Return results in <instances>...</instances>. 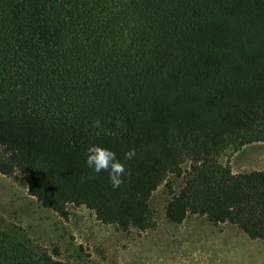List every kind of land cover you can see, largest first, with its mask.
<instances>
[{
    "label": "trees",
    "instance_id": "obj_1",
    "mask_svg": "<svg viewBox=\"0 0 264 264\" xmlns=\"http://www.w3.org/2000/svg\"><path fill=\"white\" fill-rule=\"evenodd\" d=\"M255 142L264 0H0V173L61 218L83 205L122 230L152 227L151 193L187 161L166 220L203 215L264 241V170L218 161ZM89 143L122 159L119 188L85 166ZM56 253L0 230V264H71Z\"/></svg>",
    "mask_w": 264,
    "mask_h": 264
},
{
    "label": "rangeland",
    "instance_id": "obj_2",
    "mask_svg": "<svg viewBox=\"0 0 264 264\" xmlns=\"http://www.w3.org/2000/svg\"><path fill=\"white\" fill-rule=\"evenodd\" d=\"M218 161L234 173L264 170V143L226 147ZM188 170L186 161L151 193L154 225L144 230L101 223L83 205L69 204L63 219L29 195L20 176L0 173V230L71 264H264V241L235 225L191 213L179 223L166 220L165 205Z\"/></svg>",
    "mask_w": 264,
    "mask_h": 264
},
{
    "label": "clouds",
    "instance_id": "obj_3",
    "mask_svg": "<svg viewBox=\"0 0 264 264\" xmlns=\"http://www.w3.org/2000/svg\"><path fill=\"white\" fill-rule=\"evenodd\" d=\"M89 127L100 130L102 123L99 119H95L90 122ZM135 155V150L129 149L123 154V160H130ZM84 164L94 175L107 172L108 180L113 189L119 188L129 175L122 159L117 156L116 152L99 143L86 145L84 149ZM88 178L91 179L92 176Z\"/></svg>",
    "mask_w": 264,
    "mask_h": 264
}]
</instances>
